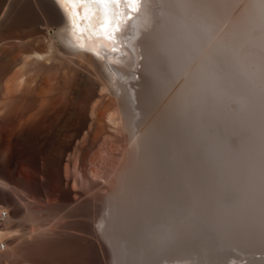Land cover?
Segmentation results:
<instances>
[{
	"label": "bare ground",
	"instance_id": "6f19581e",
	"mask_svg": "<svg viewBox=\"0 0 264 264\" xmlns=\"http://www.w3.org/2000/svg\"><path fill=\"white\" fill-rule=\"evenodd\" d=\"M81 1L0 0V264L51 263L37 171L109 264H264V0Z\"/></svg>",
	"mask_w": 264,
	"mask_h": 264
},
{
	"label": "rangeland",
	"instance_id": "374dc122",
	"mask_svg": "<svg viewBox=\"0 0 264 264\" xmlns=\"http://www.w3.org/2000/svg\"><path fill=\"white\" fill-rule=\"evenodd\" d=\"M39 171H37V176H36V178H37V180L39 181V186H41L42 187V185H41V183L42 184H44L45 186H43V187H45V188H47L46 189V193L45 192H42L43 190H45V188H40L39 189V191L40 190H42L41 192H39L38 191V193L41 195L42 194V196H39L38 195V197H39V199L41 200H37V201H33L32 199H30V198H28L27 196H25V201H27L26 199L28 198V200H32L33 202H31L30 204L32 205V206H34L35 207V205H36V207L38 206L39 208H43V210L41 209V211H43L42 212V214H44L46 211V213H48V211L50 210V212L49 213H51V215L52 216H49L48 218L49 219H47L46 221H48L49 220V222H53L54 223V227L56 228H54L53 230H54V232L53 231H51V229H49L48 231H50L49 232V234H50V238H51V241H49V245H52L51 246V248H53L54 250H52L51 248H49L50 249V252H52L53 251V254H52V256L53 257H51V259L49 260V262H51L50 264H56V262H55V259H58V260H56L57 261V264H59V263H61V264H94V263H98V264H109V262H108V253H107V248L105 247V245L104 244H95V242H93L94 244H93V247H90V246H88V245H85L83 242H82V240H80V238L78 237V235H79V224H78V222H77V216H68V217H65L64 219H62L61 220V222L59 223V222H57V219L53 216V214H54V211L56 212L57 210H59V208H60V205L58 204V201L57 200H54V199H56V198H54V196L55 195H52L53 194V186H52V188L50 187L51 185L49 184V183H47V179H46V177L47 176H45L46 174H44V172H39ZM40 173H41V176L43 175V177H42V180L40 181V179H41V176H40ZM39 176H40V178H39ZM45 180V182L46 183H44L43 181ZM36 180V181H37ZM38 181H37V183H38ZM41 182V183H40ZM47 185V186H46ZM50 187V191H49V187ZM52 189V190H51ZM48 191V192H47ZM52 191V192H51ZM43 193H45L44 195H43ZM48 194V195H47ZM52 195L53 197H51L50 195ZM44 196V198H42ZM47 196V197H46ZM48 198V199H47ZM44 199V200H43ZM48 201H47V200ZM49 199H50V201H49ZM53 201H52V200ZM38 201H39V203H38ZM43 201V202H42ZM45 201V202H44ZM36 202V203H35ZM50 202H52L51 203V206L49 205L50 204ZM56 203V204H55ZM43 204V205H42ZM47 204V205H46ZM58 204V205H57ZM47 206V208H45L46 206ZM42 206V207H41ZM45 206V207H44ZM49 206V207H48ZM52 206H56L55 208L54 207H52ZM52 208V210H51V208ZM54 208V209H53ZM67 208V207H66ZM47 209V210H46ZM46 210V211H45ZM52 211V212H51ZM40 213V212H39ZM19 216V215H18ZM18 216H16L15 218H16V220H18V223H19V221H21L20 223H21V226L22 227H28V225L30 224L29 222H27L28 220H26L25 218H19ZM53 219V217H54V219L52 220L51 218ZM79 218V217H78ZM26 220V221H22V220ZM64 220V221H63ZM74 221V222H73ZM26 222V223H25ZM26 224V225H25ZM28 224V225H27ZM49 224V223H48ZM61 224H62V226H61ZM67 225H69L70 226V228H69V226L67 227ZM60 227V228H59ZM65 227V228H64ZM60 229V232L58 233V231H59V229ZM64 228V229H63ZM62 229V230H61ZM79 240L81 241V243L79 242ZM78 243V244H77ZM82 244V245H81ZM49 245H48V247H49ZM54 246V247H53ZM89 248H88V247ZM87 247V248H86ZM101 249H102V251H101ZM52 250V251H51ZM57 251V252H55V255H54V251ZM81 252V253H80ZM99 252V253H98ZM102 252V253H101ZM25 253V254H24ZM56 253H57V255H56ZM78 253H80L79 255H78ZM7 254V253H6ZM61 255V257L62 258H60V257H58V258H56L55 256H60ZM96 254V255H95ZM3 255V254H2ZM2 255H0V258H2L1 256ZM22 255H23V257H25L24 255H28V252H23L19 257H16V259L17 260H20L21 259V257H22ZM80 255H82V256H80ZM22 257V258H23ZM55 257V259H53L52 260V258H54ZM80 257V258H79ZM104 258V259H103ZM60 259H62V260H60ZM81 259V260H80ZM93 259V260H92ZM106 259V260H105ZM52 260V261H51ZM87 260H89V261H87ZM83 261H85V262H83ZM88 263H87V262ZM96 261V262H95ZM0 262H1V259H0Z\"/></svg>",
	"mask_w": 264,
	"mask_h": 264
},
{
	"label": "built area",
	"instance_id": "2783aa9c",
	"mask_svg": "<svg viewBox=\"0 0 264 264\" xmlns=\"http://www.w3.org/2000/svg\"><path fill=\"white\" fill-rule=\"evenodd\" d=\"M6 211L3 209L0 211V223L5 219L6 217ZM6 248V241L0 240V250H4Z\"/></svg>",
	"mask_w": 264,
	"mask_h": 264
}]
</instances>
